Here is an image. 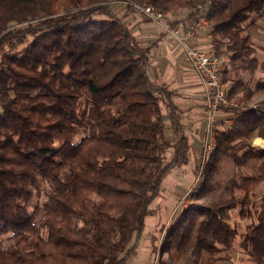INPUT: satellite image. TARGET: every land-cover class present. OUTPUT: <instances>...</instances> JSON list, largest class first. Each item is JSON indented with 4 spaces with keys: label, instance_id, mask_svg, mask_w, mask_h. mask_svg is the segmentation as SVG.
<instances>
[{
    "label": "trees",
    "instance_id": "trees-1",
    "mask_svg": "<svg viewBox=\"0 0 264 264\" xmlns=\"http://www.w3.org/2000/svg\"><path fill=\"white\" fill-rule=\"evenodd\" d=\"M111 1L0 0V264H126L164 177L188 161L173 93L150 79V46L136 41ZM151 1L165 15L188 9L192 19L198 0ZM263 16L264 0L213 1L207 18L216 52L228 58L221 65L229 67H220L224 83L229 70L258 65L246 31ZM239 84L227 90L230 98ZM257 107L264 112V102ZM239 111L236 129L216 130L217 150L240 164L255 159L257 169L233 183L238 195L194 205L174 219L161 247L172 260L192 243L196 262L215 264L238 235L252 264H264V195L250 199L264 179V148L246 145L237 153L238 138L259 121L252 107ZM41 180L51 189L35 203ZM230 210L252 217L244 232Z\"/></svg>",
    "mask_w": 264,
    "mask_h": 264
},
{
    "label": "rangeland",
    "instance_id": "rangeland-1",
    "mask_svg": "<svg viewBox=\"0 0 264 264\" xmlns=\"http://www.w3.org/2000/svg\"><path fill=\"white\" fill-rule=\"evenodd\" d=\"M201 1L203 0H198L195 2V4ZM146 2L152 3L151 0H147ZM94 17L104 18L105 16L102 14H94ZM187 19H189V17ZM245 23H247V21L244 22V24ZM27 24L28 22L25 21L22 23H14L13 25L16 27H26ZM246 33H249L252 37V42L255 49L254 53L258 57L259 63L254 69H241L237 71L233 69L229 70L228 76L230 75L231 79L225 82L226 89L228 90L236 79H240V84L235 85L233 92L230 94L231 97H233L231 99L239 102L246 108L252 107L255 111V116H258L257 119L259 120L256 125L252 126L251 130L247 134L238 138V143L243 145V147L237 150L239 155L246 149V145L264 148V112H262V110L257 107L259 103L264 102V87L257 89L255 86L257 83H264V16L257 19L256 26L247 29ZM29 37V35L26 36V41L30 39ZM25 42L16 43L15 47L21 48ZM3 49H11V47L9 44H4ZM227 63H223L221 65V71H223L224 67H229V65L227 66ZM247 90H251L252 92L248 98L241 101L235 99L236 97L245 95ZM255 109H259V112H256ZM229 127L236 129L238 124L233 122L231 125H228L223 123L221 120L218 121L217 129H228ZM257 139H261L262 143H258ZM171 158V150L167 149L165 152V160L168 161ZM177 168L179 167L171 169V171L165 176L166 181L169 179H174V181L177 180L180 183L179 176L183 177L184 173L182 174V172L179 170V172L176 173ZM256 169L257 161L255 159H250L242 164L236 163L227 152L221 149L217 150V146H215L211 158L204 169L203 182L198 191L190 194V196H187V192L196 185V176L198 172L196 166L194 178L191 179L192 181L189 179L187 182H181L177 189H172L171 195L173 194V203L172 205H169V207V203L166 204L167 206H165V209H167V212L163 211L161 204L164 199L160 201L159 198H156L155 201L151 203L149 206L150 213L145 218L146 228L141 237L143 235L144 236L142 239L140 237L137 243L138 249L136 258H134V261H132L130 264H159L158 262L160 259L164 260L167 264H205L203 259H199L197 262L195 261L192 243L188 245L179 260L170 259L169 251H163L161 248L164 234L167 232L174 219L189 207L194 205H208L217 201H222L224 199H228L233 193L238 195V191L235 190V184L233 183L235 181L238 182L240 177L255 172ZM204 184L207 185V188L201 191L204 187ZM39 185L40 186L37 189L36 196L33 199V202L35 203H42L46 199V196L51 189V186L46 181L41 180ZM263 195L264 179L260 180L252 189L250 195L251 204L260 201ZM184 204L186 205L184 206ZM155 210L157 214H159V223L157 222L159 225V230H157L158 232L155 231L156 229L153 227L156 226L155 220L157 219ZM42 215L43 213L41 212L37 220H40ZM229 215L230 221L237 224L239 232H244L246 230V226L248 223H250L252 218L247 216L245 218H241L238 216L237 210H230ZM240 239L241 237L237 235L230 251H223L220 254H217L221 257L216 261L215 264H252L249 256L244 254L240 249ZM4 245L7 246L8 241L5 240Z\"/></svg>",
    "mask_w": 264,
    "mask_h": 264
},
{
    "label": "crops",
    "instance_id": "crops-1",
    "mask_svg": "<svg viewBox=\"0 0 264 264\" xmlns=\"http://www.w3.org/2000/svg\"><path fill=\"white\" fill-rule=\"evenodd\" d=\"M111 8L127 24L138 43L150 46V64L148 66L150 79L155 83L165 86L173 93L174 103L178 107V119L181 125L180 133L186 137L188 143V161L186 164L179 166L176 169V173L179 171L182 174L184 173L183 177L179 176L180 183L187 182L189 179L194 178L195 167L199 163L198 159L202 149L204 133L203 118L205 115L206 100L203 80L190 65L182 47L169 33L160 28L155 22L150 21L142 13L132 10L131 6L123 0L111 1ZM189 12L190 10L188 9H181L167 16L172 18L174 22L180 20L190 21V18V20L187 19ZM209 36H211L209 28L203 27L198 30L196 37L190 40L189 43L193 47L208 49ZM165 122V138L171 141L173 138V130L167 119ZM168 149L171 150V156H173V146H170ZM180 183L177 180L174 181V179L166 181L164 177L160 193L156 197L160 201L164 199L161 203L163 211L167 212V209H165L167 203H169L168 207L172 205L173 194L171 195V191L172 189H177ZM155 214H157L156 210ZM158 215L155 220L156 226H153L156 229L155 231L159 230V225L157 224ZM137 249L138 247L134 249L131 256L127 259L126 264L134 261L133 259L136 258Z\"/></svg>",
    "mask_w": 264,
    "mask_h": 264
},
{
    "label": "built area",
    "instance_id": "built-area-1",
    "mask_svg": "<svg viewBox=\"0 0 264 264\" xmlns=\"http://www.w3.org/2000/svg\"><path fill=\"white\" fill-rule=\"evenodd\" d=\"M214 0H203L195 4V17L190 21H173L151 2L143 4L131 3L134 11L142 13L150 21L169 33L182 47L185 56L194 71L201 77L205 85V115L202 149L197 165L196 185L187 192V196L198 191L203 182V172L216 146V130L218 121L231 125L239 116V109L246 107L234 101L227 95L225 83L221 79V63L228 58L221 57L215 50L212 37L209 36L208 49L190 45V40L196 37L199 29L209 28L207 15ZM211 35V34H210ZM223 109L230 111L229 115L220 116ZM259 112V109H255ZM263 112V111H262ZM186 204H184L185 206Z\"/></svg>",
    "mask_w": 264,
    "mask_h": 264
}]
</instances>
